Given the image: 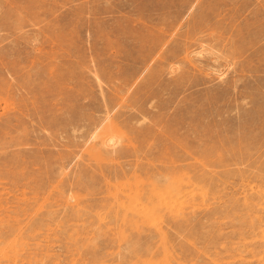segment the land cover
<instances>
[{
  "label": "rangeland",
  "instance_id": "obj_1",
  "mask_svg": "<svg viewBox=\"0 0 264 264\" xmlns=\"http://www.w3.org/2000/svg\"><path fill=\"white\" fill-rule=\"evenodd\" d=\"M4 12L0 264H264V0Z\"/></svg>",
  "mask_w": 264,
  "mask_h": 264
},
{
  "label": "bare ground",
  "instance_id": "obj_2",
  "mask_svg": "<svg viewBox=\"0 0 264 264\" xmlns=\"http://www.w3.org/2000/svg\"><path fill=\"white\" fill-rule=\"evenodd\" d=\"M7 2H8V0H0V9L2 8V6L3 5H7ZM27 7H29V6H27ZM27 7H23V9L22 10H26V9H28ZM30 8V7H29ZM30 10V9H29ZM3 11V10H2ZM9 12V11H8ZM8 18H9V15H6V13L4 12V14L2 15V16H0V26H4L6 23H7V20H8ZM196 33V32H195ZM216 38V37H215ZM226 52V51H225ZM175 53V52H174ZM226 54V53H225ZM226 56V55H225ZM225 82V81H224ZM223 83V82H222ZM225 93V92H224ZM108 99V98H107ZM107 102V101H106ZM108 109V108H107ZM131 116V115H130ZM129 117V116H128ZM130 118V117H129ZM197 120V119H196ZM108 122H107V125H106V128H108V130H110V132L111 133H113V131H116V130H112L111 128V126L113 125V121H112V117H109L108 116V120H107ZM118 122V121H117ZM116 123V122H115ZM119 123V122H118ZM105 127V126H104ZM137 128V127H136ZM148 128V127H147ZM134 130H136V129H134ZM147 130V129H146ZM118 131H120V130H118ZM139 131H144V129L143 130H139ZM138 130H137V133L138 134H140V135H145V134H148L150 131H145V132H139ZM109 132V131H108ZM96 133V132H95ZM111 133H110V140H109V143L107 142V140L106 141H104V142H102L103 144H104V146L102 147V149H101V154L102 153H106V154H108V156L109 155H113L114 154V152H116V149H115V147H113V145H114V139H117L118 140V138H116V136L114 135V134H112L111 135ZM122 135H124V134H122ZM128 136V135H127ZM120 137V136H119ZM123 139V138H122ZM126 140V139H125ZM105 146H107V147H105ZM109 146H112V150L111 151H109L108 149H109ZM133 146V145H132ZM118 148V147H117ZM100 153V152H99ZM123 153H124V151H123ZM123 156V155H122ZM128 156V155H127ZM99 159V158H98ZM116 167V166H115Z\"/></svg>",
  "mask_w": 264,
  "mask_h": 264
}]
</instances>
